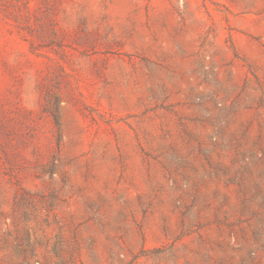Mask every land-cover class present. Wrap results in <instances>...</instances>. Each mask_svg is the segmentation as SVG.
Segmentation results:
<instances>
[{"label":"rangeland","instance_id":"374dc122","mask_svg":"<svg viewBox=\"0 0 264 264\" xmlns=\"http://www.w3.org/2000/svg\"><path fill=\"white\" fill-rule=\"evenodd\" d=\"M0 264H264V0H0Z\"/></svg>","mask_w":264,"mask_h":264}]
</instances>
